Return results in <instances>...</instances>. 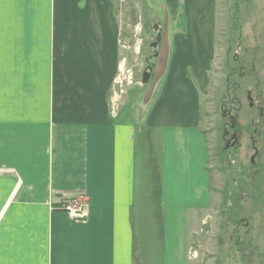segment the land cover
Returning <instances> with one entry per match:
<instances>
[{
	"label": "crops",
	"instance_id": "obj_1",
	"mask_svg": "<svg viewBox=\"0 0 264 264\" xmlns=\"http://www.w3.org/2000/svg\"><path fill=\"white\" fill-rule=\"evenodd\" d=\"M113 3L0 0V264H200L212 188L198 101L172 87L140 123L113 118ZM78 196L84 222L58 210Z\"/></svg>",
	"mask_w": 264,
	"mask_h": 264
},
{
	"label": "rangeland",
	"instance_id": "obj_2",
	"mask_svg": "<svg viewBox=\"0 0 264 264\" xmlns=\"http://www.w3.org/2000/svg\"><path fill=\"white\" fill-rule=\"evenodd\" d=\"M174 2L114 0L119 44L108 91L111 115L138 124L172 87L194 106L198 101L191 117L207 140L212 198L196 256L200 264H264V0H210L203 13L176 11ZM159 3L169 16V63L142 110L152 82L143 85L142 77L153 27L163 26ZM192 26L197 34L188 33ZM228 115L237 143L227 149Z\"/></svg>",
	"mask_w": 264,
	"mask_h": 264
},
{
	"label": "water",
	"instance_id": "obj_3",
	"mask_svg": "<svg viewBox=\"0 0 264 264\" xmlns=\"http://www.w3.org/2000/svg\"><path fill=\"white\" fill-rule=\"evenodd\" d=\"M159 7L162 10L163 18H162V33L161 36H159V25L160 23L156 24L153 29L155 33L159 36L157 39H155V42H160V51L159 53L156 54L153 58H147L145 60L146 64V71H144L143 77H142V83L145 85L148 83L151 73H150V68L149 66H154L156 69L154 71V80L153 82L148 86L146 93L144 94V97L142 99L141 107L142 110H145V108L150 104V101L153 97V94L162 80L167 67L169 63V55H170V45H169V37H168V28H169V16H168V11L167 9L159 3ZM155 45V44H154ZM153 45V46H154ZM152 47V46H151ZM157 59L155 63V59ZM149 68V69H148Z\"/></svg>",
	"mask_w": 264,
	"mask_h": 264
},
{
	"label": "built area",
	"instance_id": "obj_4",
	"mask_svg": "<svg viewBox=\"0 0 264 264\" xmlns=\"http://www.w3.org/2000/svg\"><path fill=\"white\" fill-rule=\"evenodd\" d=\"M14 197V193L9 195L8 202L3 208H7L9 201ZM58 210L63 212L70 221L84 222L87 218V205L83 199V196H78L75 199L62 203Z\"/></svg>",
	"mask_w": 264,
	"mask_h": 264
},
{
	"label": "flooded vegetation",
	"instance_id": "obj_5",
	"mask_svg": "<svg viewBox=\"0 0 264 264\" xmlns=\"http://www.w3.org/2000/svg\"><path fill=\"white\" fill-rule=\"evenodd\" d=\"M158 24V23H157ZM162 29H160V25H159V36H161V33H162V31H161ZM156 34V33H155ZM157 34H156V36H155V39H157L158 37H159ZM161 42V41H160ZM160 42H155V40H154V42L150 45V50H151V54H150V56L148 57V58H153L154 56H156V54L157 53H159V51H160ZM155 44V45H154ZM154 45V46H153ZM152 46V47H151ZM147 59V58H146ZM145 59V60H146ZM157 59L158 58H156L154 61H155V63H156V61H157ZM149 67H151L150 68V73H151V76H150V79H149V81L151 80V77H152V82H153V80H154V71H155V67L153 66H149ZM146 69H147V67H146V64H145V70L144 71H146ZM149 69V68H148ZM149 81H148V83H149ZM151 82V83H152ZM150 83V84H151ZM149 84V85H150ZM144 85V84H143ZM146 85V84H145ZM148 85V86H149ZM228 118H229V125H230V127H229V130L231 131V133H228V135H229V138L231 139V142H228L227 143V149L228 148H233L234 147V145L237 143V137H236V135L233 133V131H234V128H235V125H234V119H233V117H231L230 115H228ZM225 135H227V132L225 133ZM229 141V140H228Z\"/></svg>",
	"mask_w": 264,
	"mask_h": 264
}]
</instances>
